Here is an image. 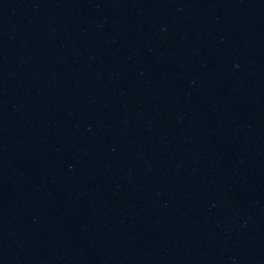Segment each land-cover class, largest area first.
Returning a JSON list of instances; mask_svg holds the SVG:
<instances>
[{"label": "water", "instance_id": "95a60500", "mask_svg": "<svg viewBox=\"0 0 264 264\" xmlns=\"http://www.w3.org/2000/svg\"><path fill=\"white\" fill-rule=\"evenodd\" d=\"M0 215L38 264H264V0H0Z\"/></svg>", "mask_w": 264, "mask_h": 264}]
</instances>
